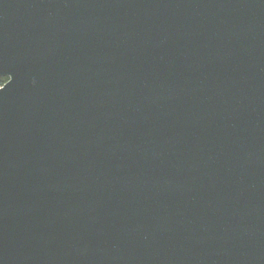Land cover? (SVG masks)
Wrapping results in <instances>:
<instances>
[{
    "label": "water",
    "instance_id": "water-1",
    "mask_svg": "<svg viewBox=\"0 0 264 264\" xmlns=\"http://www.w3.org/2000/svg\"><path fill=\"white\" fill-rule=\"evenodd\" d=\"M0 264H264V0H0Z\"/></svg>",
    "mask_w": 264,
    "mask_h": 264
},
{
    "label": "flooded vegetation",
    "instance_id": "flooded-vegetation-1",
    "mask_svg": "<svg viewBox=\"0 0 264 264\" xmlns=\"http://www.w3.org/2000/svg\"><path fill=\"white\" fill-rule=\"evenodd\" d=\"M2 78H5V79L0 83V87L7 81V78L5 76H0V80Z\"/></svg>",
    "mask_w": 264,
    "mask_h": 264
},
{
    "label": "trees",
    "instance_id": "trees-1",
    "mask_svg": "<svg viewBox=\"0 0 264 264\" xmlns=\"http://www.w3.org/2000/svg\"><path fill=\"white\" fill-rule=\"evenodd\" d=\"M5 78H2L1 80H0V83L4 80Z\"/></svg>",
    "mask_w": 264,
    "mask_h": 264
}]
</instances>
